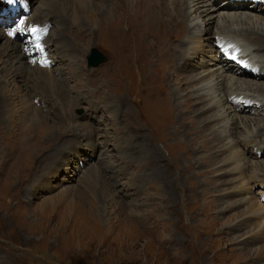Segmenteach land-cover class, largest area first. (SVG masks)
I'll return each mask as SVG.
<instances>
[{
    "label": "rangeland",
    "instance_id": "374dc122",
    "mask_svg": "<svg viewBox=\"0 0 264 264\" xmlns=\"http://www.w3.org/2000/svg\"><path fill=\"white\" fill-rule=\"evenodd\" d=\"M109 1L104 3L108 14L104 11L96 16L92 26L75 0H53L51 5L48 0H30L29 5L26 1L33 16L42 15L39 7H53L55 25L46 43L53 55L59 36L64 52L58 53L65 58L63 62L32 58L33 65H51L56 77L52 85L37 88L42 94L33 90L31 72L25 80L11 79L12 95L24 96L34 111L23 117L27 125H33L31 129H8L0 117V264H264V247L256 249L264 245V203L257 196L264 189L255 185L260 184L254 182L257 179L247 180L264 172V142H259L263 150L256 158L247 156L252 149L244 147L242 160L239 147L256 128H264V110L256 115L243 111L234 117L227 114L233 120V131H217L221 136L214 141L225 142L222 148L235 147L232 151L237 153L241 171L235 173L236 178L227 166L221 175H213L207 150L200 148L197 139L202 134L197 133L191 114L183 113L193 100L178 106L182 101L176 103L170 94L176 77L168 76V71L178 76L185 89L194 81L182 83L183 79H198L205 73L191 71L196 61L192 67L186 66L188 71L183 70L174 56V51H183L182 41L189 39L187 26L193 25L189 20L197 15L193 13L187 21L184 11L180 15L163 13L152 4L163 29L161 36L153 38L142 18L127 11L134 3L144 10L146 0H112L114 5L126 1V7L119 6L118 11L115 6L109 8ZM0 3V31L16 27L31 13L20 3L12 6L13 0ZM217 20L209 26L208 36L236 28L230 23L216 27ZM98 22L100 31L95 26ZM222 25L226 28L220 29ZM26 38L20 37L19 42L23 44ZM235 38L252 50L258 45L252 38ZM5 45L6 39L0 37V51ZM208 46L202 64L212 68L216 52L213 44ZM93 49L105 62L88 69ZM237 76L264 84L262 78ZM241 89L246 88L231 86L236 92ZM183 93L179 95L186 96ZM34 94L39 95L38 100H33ZM259 94L264 100V93ZM92 102L99 108H91ZM155 102L167 113L159 105L150 106ZM110 103L116 104L119 119L107 117L106 104ZM161 112L162 117L156 115ZM244 118L257 119L245 126ZM33 136L37 140L27 143ZM223 159L225 156L219 160ZM108 166L117 167V172ZM239 177L246 181V190L236 200L232 193L243 187ZM123 183L126 186L121 187ZM89 204L94 205L96 224L81 223ZM102 204L106 205L103 217L99 214ZM241 220L243 226L235 227ZM246 224H252V229ZM258 229V236L253 237Z\"/></svg>",
    "mask_w": 264,
    "mask_h": 264
},
{
    "label": "bare ground",
    "instance_id": "6f19581e",
    "mask_svg": "<svg viewBox=\"0 0 264 264\" xmlns=\"http://www.w3.org/2000/svg\"><path fill=\"white\" fill-rule=\"evenodd\" d=\"M26 1L27 0H13L12 6L20 3V4L24 5L25 10L28 11L31 6L28 8ZM75 1H76V4L79 5L80 13L81 12L85 13L84 18L88 20V23L91 26L95 22L96 16H98L99 14H101L104 11H106L107 14L109 12V11H107L108 7L106 9L105 8L106 6L104 5V3H106L107 0H75ZM110 1H111V6L109 8H111L112 6H115V9L117 11H118L119 6L123 7L122 5H124V6L126 5V4H124V3H126V1H122L121 4H118V1H117L115 5L112 3V0H110ZM151 1L152 2L156 1L157 4H154ZM160 1L161 0H148V1L146 0L147 4L144 5L145 9H147L146 11H145V9L144 10L142 9V5H140V4L134 3V5H132L130 3L132 6L129 7L127 11H129L130 13L138 14V16L142 18L143 26L147 30L149 29L151 37H153V38H158L159 36H161L162 30H163V29H161V26H160L161 21L158 18V14H157L158 11L163 12V13L164 12H173V13H176L179 15L184 11L183 14L186 17H188L187 21L189 20L190 16H192L193 13L195 15H197L196 18L189 20V22L193 23V25H190L188 23L190 25L188 27L187 21H186L185 26H187V33H185V34H187L189 39L188 40L185 39V43H184V41H182V46L185 45V47L183 48V51L182 52L180 50L174 51V56L179 58V61L182 64L183 70L186 69V66L192 67V63L194 61H196L195 62V63H197L196 68L191 69V71L198 70V71L205 72V73L200 75V77L198 79L193 78V77H191L189 79H183V77H182V79H183L182 83H189L191 81L192 82L194 81V84H193V86H188L185 89H181V84H180V80L178 79V76H174L173 74H171L168 71V76L170 78L176 77L175 82H177V84L175 85V88H173L170 91V94H171V97L175 99L176 103H178L179 99H180L179 103H180V101H182V103L178 104V106H182L184 103L186 105L187 101L189 99L191 101L193 100L191 103L188 102L189 103V104H187L188 107L186 108L185 111H183V113L191 114V117H190L191 122L192 123L194 122L196 124V130L198 131L197 133L202 134V136H200L201 138H197V139L201 140L200 148L207 150V151H205L207 153L206 159H207V163L211 164V166H210L211 173L215 176H217L218 174L221 175L224 172V168H226L227 166H231L232 174H230V175H234L237 178L235 173L236 174L240 173L241 167L238 166V157H237L236 151H235V153H233V151H232L235 149V147L233 146L232 148L231 147L229 148V146H226V147L222 148V146L225 142L223 143L220 141L219 143H216V141H214V140L219 138V136H221L220 134L217 135L216 133H217V131L218 132L233 131V128H232L233 120H230L228 118L227 114H231L232 117H234V115H239V112L243 111V112H246V113L251 114V115H256V114H259L258 113L259 111L264 110V109H262L264 107V105L261 103V100H259L257 98V96L261 95V94L257 95L258 92L264 93V90H263L264 84H259V83L253 82V81L251 83L250 81L237 76V75H243V76L253 77V76H251L252 74L246 73L244 70L240 69L235 64L228 63L226 60L221 59L220 54H218L216 51H213L216 53H214L212 55V57H213V63L212 64L214 65V67H212V68L203 67L202 59H203V54L206 51L205 47L208 45L212 46V44L214 43V35L208 36V33H209L208 28L210 25L212 26L213 19L217 18L218 20L215 22L216 27H218V25L221 23H225V24L230 23L231 25L235 24V27H236L235 29L227 30L225 34H219L218 33L217 37L225 36L228 39L232 38L237 43H239V41L236 40V38H234V37H238V38H242V39L243 38H249V39L252 38V40L257 42L255 44H258V45H253L254 46L253 47L254 52H255L254 54L256 56L255 60H253V64L258 66L260 69V75H256V77L264 79V50H263L264 49V47H263L264 46V29H263V27H264V17H263L264 16V3H263V1H258V3L255 4L254 2L232 3V2H229L228 0H171V3L167 4L168 0H162L163 3L160 4ZM48 2H49V5H51L53 0H48ZM119 2H121V1H119ZM152 4L156 5L160 9L159 10L157 9L158 11H156L155 7ZM1 5H2V3H0V6ZM39 8L37 11H39V13H41L42 15L37 16V14H38L37 13L33 16L32 15L33 12L30 9L31 13H29L24 18L20 19V21L17 23L16 27H14L12 29L10 28V30L7 28L6 32H4L3 30L0 31V37H4L6 39V45H5V47L3 46L4 48L0 51V117H2V119L4 120V123H6L8 129H11V130L12 129H18V128L19 129H21V128H30L31 129L33 127V125H27L26 120H24L23 117L25 116V114H30V113H33V111H34L33 107H32L33 104L31 103V107H30V103L26 100V98H24V96L22 97L19 95H16V96L12 95V93H11L12 88L10 86V83L12 82L11 79L13 77H18L22 80H25L27 73L31 72V74L33 75V78H34L33 79L34 86L32 88L36 93H40V94L43 93V90L42 89L37 90V88L43 87L42 85L44 83H45V85H46V83L52 85L56 80V77L54 75H53L54 77L52 76L53 71H52L51 65H50V67L42 68V67H39L37 65V63H36V65H33L32 61H31L32 58H34L33 56L37 55V53H35V52H38L39 47H41V46L44 47V45L45 46L47 45L48 47H50V45H48L46 43L47 38L44 41V43H45L44 45L41 44L39 46V44L36 45V43H37V40L39 39L38 36L40 35V33L46 32V27L48 26L47 21H50L52 23L51 24V28H52V26L55 25V19H56V17H53V15H54L53 14V7L47 8V6H45V7H39ZM140 9H141V11L138 12ZM30 10H29V12H30ZM154 10H155V12H154ZM252 10H253V12L259 13L260 15H263V16L253 14ZM246 12H250L251 14L246 13ZM1 14H2V11L0 8V23L2 21ZM164 15H168V13L164 14ZM169 15H170V13H169ZM31 16H33V17H31ZM109 19H110V17H109ZM107 21H108V19H107ZM156 22L159 25H156ZM171 22H172V20H171ZM85 23H87L86 20H85ZM42 26H43V29H42ZM95 26L99 27L98 30L101 28L99 22ZM35 28H40V32H39V34H38V32H35V35L33 36L32 35L34 32L33 29H35ZM223 28H226V27H223V25H222V27H220V29H223ZM213 33H214V31H213ZM229 34H232L234 37L230 36ZM24 35H26L27 38H26V40L23 41V44H22L19 41L21 40L20 37H22ZM59 38L60 37L57 36V41H55V43H54L53 55L51 54V47L49 49V55L51 56V58H52L51 61H53V62L55 59H59L61 62H63V59L65 58V56L58 53V52H61V53L64 52L63 51L64 48L58 42ZM212 40H213V42H212ZM149 46L152 47L153 45L151 43H149ZM182 46L180 48H182ZM212 50H214L213 47H212ZM179 52H180V54H179ZM55 56H57V57H55ZM246 57L249 58V55H247ZM39 60H41V59H39ZM199 61H201V62L199 63ZM171 71H173V70H171ZM185 71H188V70H185ZM261 74H263V76ZM170 78H169V80H170ZM179 78H181V76H179ZM233 84H236V87L237 86L240 88L245 87L246 89H241L240 91L236 92V90H231V86ZM156 85H158V84H155V86ZM227 85H229L228 88H227ZM248 87H250L251 89ZM252 87H254V88H252ZM258 90H261V91H258ZM179 91L182 93L184 91L185 94L184 93L183 94L186 96H180ZM25 93L26 92L24 91V94ZM232 94H235L233 96H236V97L242 96L243 98L239 99V100L240 101L242 100L244 102H238L237 103V101H236L235 104L230 103V99L233 97V96H231ZM255 95H256V98H255ZM38 97H39L38 94H34L33 100H35V99L38 100ZM151 97H153V96H151ZM42 98H44V96H42L41 99ZM253 99L256 101H259L261 103V105H254L253 104L251 106H245V103L253 102L254 101ZM183 101H185V102H183ZM152 105H159V108H161V111L163 113H167V110L164 109V107L160 103L155 102V103L151 104L150 106H152ZM194 106H195V108H193ZM25 107H27V108L25 109ZM106 107H108V109H109V111L108 110L106 111V113L108 114L107 115L108 118L119 119L118 112H117L118 110L116 109L115 103L106 104ZM156 107H153V108H156ZM153 108H151V110ZM156 109H158V108H156ZM40 110L41 109L38 108L39 112H40ZM168 110H169V108H168ZM237 111H239V112H237ZM162 112H161V114H156V115H161V117H162L163 116ZM37 116H38V113L37 114L34 113V118H37ZM256 119L244 118L242 120L244 122V125L246 126V124L252 123V121H254ZM5 120H6V122H5ZM229 120H230V123H228ZM98 121L100 123L102 122L101 120H98ZM210 122H213L214 124H209ZM42 128L44 129V127H42ZM215 128H216V131H215ZM256 129H257V131L254 134H252L251 136L248 135L240 143L239 147L240 148L242 147V149H241L242 151L240 152L242 160L245 158L244 157V154H245L244 153V147H247L248 144H251V145L254 144L255 140L258 142H261V141L264 142V138H263L264 137V128H259V129L256 128ZM248 134H250V131H248ZM31 140H34V142H35L37 140V137H35V136L31 137L29 140H27V143H30ZM124 140L125 139H123V141ZM193 145H194V147L196 146L195 143H193ZM230 145H231V143H230ZM102 147H105L104 142H103ZM258 149H259V147H258ZM261 150H263V149H261ZM252 154H253L252 151L249 154L246 153L247 156L252 155ZM222 156H225L226 160H224V159L219 160L220 157H222ZM107 168H109L114 173L117 172V169H116L117 167H115V166H108ZM231 168H230V170H231ZM223 175H229V174L224 173ZM256 175H258V177ZM117 177L119 178V175H117ZM242 177L241 178L239 177V179L242 181H239V180L238 181L240 182L241 186H243V187L238 188L239 191L235 192L236 195L232 193V196L234 198H236V200L240 196L239 193H241L242 191L244 192V189H245L246 181H244V178H242ZM219 178H221V176ZM255 179H257V180H255ZM247 180L248 181L249 180H252V181L255 180L254 182L259 181L260 184H262L264 182V172L262 174H252V176H250ZM138 182H140V180H138ZM225 182H226V180H225ZM216 184L220 185L219 182H216ZM123 185H125V184L123 183L121 187H124ZM132 186H133V184L130 185L129 187H132ZM220 186H222V185H220ZM159 189L162 190L161 186L159 187ZM60 194L63 195L62 192ZM136 198H137V196H136ZM80 199H81V201L84 200L83 197H81ZM80 199H79V201H80ZM139 199H140V197H139ZM111 200H115V197H112ZM90 203H92V202H90ZM105 207H106V205H104V204H102L100 206L101 210H99V214H101L102 217L106 213V212L104 213V211L106 209ZM88 209H89L88 215L84 216L81 223L85 224L87 222H93L96 224L97 221H95V220L97 218L95 216L94 205L89 204ZM242 221L243 220L236 223L234 226L235 227L243 226ZM248 221L250 222L253 220H248ZM244 222H247V221H244ZM251 225L252 224H249L246 227L250 226V228H251ZM81 226H83V225H81ZM260 228H262V227H260ZM259 229L254 233L253 237L258 236ZM84 230H86V229H84ZM253 237H252V239H253ZM241 242H243V241H241ZM245 244H246V242H245ZM260 247H264V245L263 246H261V245L256 246V249H258Z\"/></svg>",
    "mask_w": 264,
    "mask_h": 264
},
{
    "label": "water",
    "instance_id": "95a60500",
    "mask_svg": "<svg viewBox=\"0 0 264 264\" xmlns=\"http://www.w3.org/2000/svg\"><path fill=\"white\" fill-rule=\"evenodd\" d=\"M101 61H103V58H99L98 60L91 59L89 61V65L93 66V65H95L97 63H100Z\"/></svg>",
    "mask_w": 264,
    "mask_h": 264
},
{
    "label": "snow or ice",
    "instance_id": "6c2138e0",
    "mask_svg": "<svg viewBox=\"0 0 264 264\" xmlns=\"http://www.w3.org/2000/svg\"><path fill=\"white\" fill-rule=\"evenodd\" d=\"M33 31H35V29H33ZM41 51H43V49H41Z\"/></svg>",
    "mask_w": 264,
    "mask_h": 264
}]
</instances>
